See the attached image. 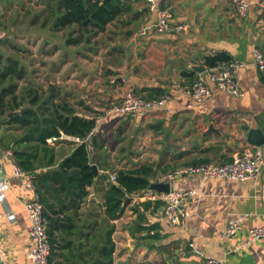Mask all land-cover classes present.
<instances>
[{
  "label": "crops",
  "instance_id": "crops-1",
  "mask_svg": "<svg viewBox=\"0 0 264 264\" xmlns=\"http://www.w3.org/2000/svg\"><path fill=\"white\" fill-rule=\"evenodd\" d=\"M247 1L250 12L239 18L230 0H164L173 22L190 26L186 35L158 32V15L146 0L132 1L136 15H124L88 42H80L74 26L72 31L56 32L52 24L40 28L34 24L30 30L26 71L39 68L41 84L56 86L60 99L79 116L96 120L95 135L87 143L91 165L98 169L89 201H101L119 170L146 164L155 167L153 183H171L172 191L197 192L188 203L185 229L167 220L163 203L156 208L158 201L149 200V194L159 192L149 189L131 197L115 221V264L173 263V258L176 264H206L207 259L264 264V240L250 237L252 228L264 226V165L256 181L175 174L190 166L231 162L252 146L248 132L264 120V75L254 56L256 50L264 53L259 23L264 0ZM38 48L39 60L33 58ZM220 53L246 64L238 74L243 94H222L212 86L215 94L198 104L188 89L205 76L206 59ZM128 90L145 99L164 98L173 113L105 116ZM211 126L218 133L210 132ZM77 144L69 137L55 145L56 167ZM0 184L6 187L0 193V256L6 264H33L27 256L31 220L25 203L37 194L26 177L16 174L14 162L0 160ZM233 221H240L242 228L236 237L224 240ZM138 224L159 225L161 240H139L145 233L133 236Z\"/></svg>",
  "mask_w": 264,
  "mask_h": 264
},
{
  "label": "trees",
  "instance_id": "trees-1",
  "mask_svg": "<svg viewBox=\"0 0 264 264\" xmlns=\"http://www.w3.org/2000/svg\"><path fill=\"white\" fill-rule=\"evenodd\" d=\"M132 1L135 0H50L46 25L51 23L56 32L77 27L75 34L80 42H88L124 15H136ZM75 39L77 43L79 40ZM229 60L220 53L207 58L205 64L214 67ZM26 75L18 58L0 50V147L12 150L15 164L32 176L48 224L49 263L115 264V221L121 218L131 197L150 189L155 167L146 164L119 170L116 181L109 184L101 201H89V190L97 184V175L87 143H78L71 155L56 167L55 145L60 141L49 143V140L62 136L84 140L96 128V120L79 116L72 105L60 99L56 86L41 91L37 83L30 81L29 86L21 89L20 82ZM47 168L50 169L43 173ZM103 178L107 180V176ZM161 204L156 202V208ZM143 218L141 214L139 220ZM159 229L157 224H138L132 235L145 233L139 240L160 241ZM172 264H176L175 258Z\"/></svg>",
  "mask_w": 264,
  "mask_h": 264
},
{
  "label": "built area",
  "instance_id": "built-area-1",
  "mask_svg": "<svg viewBox=\"0 0 264 264\" xmlns=\"http://www.w3.org/2000/svg\"><path fill=\"white\" fill-rule=\"evenodd\" d=\"M151 11L158 15L155 28L163 34H188L190 26L186 24L174 23L170 10L163 5L164 0H146ZM231 6L239 18H245L250 12V4L247 0H230ZM260 29L264 32V3H261V13L259 18ZM256 65L264 75V53L259 50L254 52ZM246 68V64L230 59L227 62L218 63L214 67H206L205 76H200L189 87L193 99L198 103H205L216 92L241 96L242 90L238 83V74L240 70ZM172 114L173 111L167 107L164 98L158 97L145 99L139 96L133 90H128L119 103L112 104L105 111V116L127 117L130 115H142L148 117L150 114ZM96 129L81 140L73 138L77 143H88L95 135ZM69 138L62 136L57 139H50L49 143ZM0 160L14 162L12 150L0 149ZM264 165L263 147L251 146L235 155L231 162L226 164H200L188 167L185 171H178L175 174L181 176L183 173L196 174L208 178L229 179L235 181H256L262 173ZM15 171L18 176L26 177L28 183L35 190L32 176L23 172L16 164ZM175 174L169 175L173 179ZM112 181H116V176H112ZM5 186V185H4ZM0 184V193L6 189ZM197 195L194 190L191 191H171L170 193H151L148 198L151 201H161L163 203L164 214L167 220L175 226L185 229L189 211L187 209L190 199ZM28 211L31 225L29 228L30 248L28 250V259L33 264H50L51 255L50 239L48 235V224L44 216V206L41 204L38 196L29 199L25 203ZM240 221H233L229 224L223 233L224 240L236 237L241 230ZM252 240H264V226L255 227L250 230ZM206 264H225L222 261L207 259Z\"/></svg>",
  "mask_w": 264,
  "mask_h": 264
},
{
  "label": "rangeland",
  "instance_id": "rangeland-1",
  "mask_svg": "<svg viewBox=\"0 0 264 264\" xmlns=\"http://www.w3.org/2000/svg\"><path fill=\"white\" fill-rule=\"evenodd\" d=\"M49 1L50 0H0V50L4 51L7 56L18 58L22 66L25 65L27 59L31 58L28 42L31 40L30 30L33 28L34 24H36L38 28H40L41 25L49 26V24L46 25V19L50 17L51 11L50 7L47 5ZM40 13L42 14L41 17L38 15ZM68 38L70 39V37ZM32 41L35 43L37 41L34 34ZM34 51H36V54L33 58L35 57L39 60L40 49L38 48ZM30 71L31 70H28L26 79L20 82L21 89H24L25 86H29L30 79L33 78L34 82L37 83L35 85L40 88L41 91H47V87L41 84L43 76L40 69L33 70V73ZM164 262V260H160V262L157 263ZM168 263L172 264V262Z\"/></svg>",
  "mask_w": 264,
  "mask_h": 264
},
{
  "label": "water",
  "instance_id": "water-1",
  "mask_svg": "<svg viewBox=\"0 0 264 264\" xmlns=\"http://www.w3.org/2000/svg\"><path fill=\"white\" fill-rule=\"evenodd\" d=\"M197 70L204 71V69H200V68H198ZM263 127H264V120L260 123V127L258 129H252L248 132L247 141L250 145L256 146V147H264ZM210 132L218 133L214 129V126L210 127ZM93 170L95 171L96 175H98V169L95 165L93 166ZM150 190L156 191L159 193H170L172 191V184L171 183H152ZM0 264H6L2 260L1 256H0Z\"/></svg>",
  "mask_w": 264,
  "mask_h": 264
}]
</instances>
